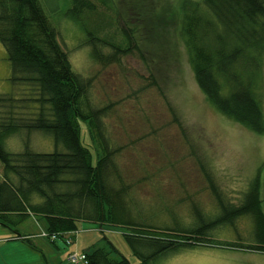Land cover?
Returning a JSON list of instances; mask_svg holds the SVG:
<instances>
[{
	"label": "trees",
	"instance_id": "obj_1",
	"mask_svg": "<svg viewBox=\"0 0 264 264\" xmlns=\"http://www.w3.org/2000/svg\"><path fill=\"white\" fill-rule=\"evenodd\" d=\"M115 4L69 0L64 11L104 64L140 48L139 27L127 23ZM181 12L180 35L208 102L241 126L263 134L264 0H182ZM0 42L11 64L13 85L12 93L0 94V224L13 237L30 242L18 230L30 216L44 217L52 242L66 237L73 242L78 223L90 221L99 225L108 248L86 249L83 264H132L104 232L128 227L123 235L137 264H156L182 249L210 244L208 228L251 215L255 243L239 246L264 252L259 175L239 203L220 195V211L207 224L178 231L141 220L142 212L128 205L131 186L123 181L114 156L119 149H112L102 132L100 118L109 105L95 108L90 103V80L73 69L42 0H0ZM82 124L88 126L92 144L101 147L95 161L82 137ZM33 132L50 134L54 151L33 149ZM13 135L25 136L23 149L6 148Z\"/></svg>",
	"mask_w": 264,
	"mask_h": 264
},
{
	"label": "rangeland",
	"instance_id": "obj_2",
	"mask_svg": "<svg viewBox=\"0 0 264 264\" xmlns=\"http://www.w3.org/2000/svg\"><path fill=\"white\" fill-rule=\"evenodd\" d=\"M42 1L73 69L90 80V103L95 108L109 105L100 118L102 132L111 148L119 149L114 156L123 181L131 186L128 205L142 212L144 223L178 231L207 224L220 211V195L239 203L257 175L264 211V133L222 114L198 87L180 35L182 0H115L118 13L139 27L140 48L109 64L95 58L82 30L65 16L69 0ZM11 74L0 42V94L13 92ZM262 92L264 111V72ZM19 136L6 140L9 151L23 149L25 136ZM82 137L95 161L101 147L92 144L86 124ZM30 144L37 151L55 149L53 137L43 132H33ZM30 218L40 219L26 223V230L47 231L44 217ZM254 229L251 218L224 221L208 228L210 244L182 249L156 264H264V252L239 246L255 243ZM124 231L130 229L104 232L137 264ZM98 246L108 248L99 225L80 221L69 244L41 235L29 243H0V264H72L70 255Z\"/></svg>",
	"mask_w": 264,
	"mask_h": 264
},
{
	"label": "crops",
	"instance_id": "obj_3",
	"mask_svg": "<svg viewBox=\"0 0 264 264\" xmlns=\"http://www.w3.org/2000/svg\"><path fill=\"white\" fill-rule=\"evenodd\" d=\"M33 217V216H30ZM27 218L23 223H21L18 227L19 233L22 235H27L30 238L34 237V236H39V233H35V231L33 230H26V223H28L29 221H35V222H39L40 218ZM34 222V223H35ZM11 230H9V228H7L6 226H3L0 224V243H5L6 241H22L20 238L17 237H13V233Z\"/></svg>",
	"mask_w": 264,
	"mask_h": 264
},
{
	"label": "built area",
	"instance_id": "obj_4",
	"mask_svg": "<svg viewBox=\"0 0 264 264\" xmlns=\"http://www.w3.org/2000/svg\"><path fill=\"white\" fill-rule=\"evenodd\" d=\"M41 236H44V237H48V233L43 231L41 233ZM52 239H55L56 238V235H53L51 236ZM66 243H72V240L70 237H66ZM69 261L72 263V264H79V263H86V255L83 253L81 255L79 254H75V255H70L69 256Z\"/></svg>",
	"mask_w": 264,
	"mask_h": 264
},
{
	"label": "flooded vegetation",
	"instance_id": "obj_5",
	"mask_svg": "<svg viewBox=\"0 0 264 264\" xmlns=\"http://www.w3.org/2000/svg\"><path fill=\"white\" fill-rule=\"evenodd\" d=\"M261 200H262V197H261ZM237 218H254V217L251 215H245V216H238ZM262 218H264V216H262Z\"/></svg>",
	"mask_w": 264,
	"mask_h": 264
}]
</instances>
